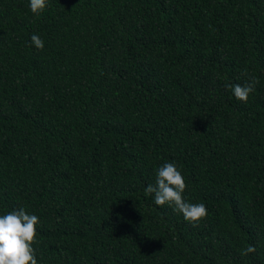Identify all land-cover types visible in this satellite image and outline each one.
<instances>
[{"label": "trees", "instance_id": "obj_1", "mask_svg": "<svg viewBox=\"0 0 264 264\" xmlns=\"http://www.w3.org/2000/svg\"><path fill=\"white\" fill-rule=\"evenodd\" d=\"M167 162L196 226L144 191ZM21 207L37 264H264V0H0V215Z\"/></svg>", "mask_w": 264, "mask_h": 264}, {"label": "clouds", "instance_id": "obj_2", "mask_svg": "<svg viewBox=\"0 0 264 264\" xmlns=\"http://www.w3.org/2000/svg\"><path fill=\"white\" fill-rule=\"evenodd\" d=\"M46 6L47 0H29L30 11L36 16H39ZM30 40L36 49H43L44 41L38 35L33 34ZM258 82L253 77L244 85L229 84L225 87L231 89L238 101L246 103ZM186 187L185 179L177 165L167 162L158 168L155 185L149 184L144 191L154 196L155 205L174 207V210L181 213L186 222L196 226L206 218L208 211L204 203L185 201L182 194ZM38 223L39 217L26 213L22 207L0 215V264H37L33 245L38 242L36 239ZM255 251V246L249 245L241 251V255L247 256Z\"/></svg>", "mask_w": 264, "mask_h": 264}]
</instances>
